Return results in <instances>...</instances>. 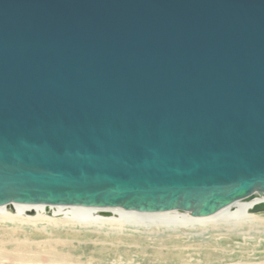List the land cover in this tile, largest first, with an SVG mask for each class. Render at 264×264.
Returning a JSON list of instances; mask_svg holds the SVG:
<instances>
[{"label": "water", "instance_id": "obj_1", "mask_svg": "<svg viewBox=\"0 0 264 264\" xmlns=\"http://www.w3.org/2000/svg\"><path fill=\"white\" fill-rule=\"evenodd\" d=\"M256 198L264 0H0V207Z\"/></svg>", "mask_w": 264, "mask_h": 264}, {"label": "bare ground", "instance_id": "obj_2", "mask_svg": "<svg viewBox=\"0 0 264 264\" xmlns=\"http://www.w3.org/2000/svg\"><path fill=\"white\" fill-rule=\"evenodd\" d=\"M261 201H263L262 198H256L251 202L237 203L207 218L192 217L189 213L179 211L140 213L118 208L96 209L12 204L0 207V225L7 229L0 234V259L4 255H9L5 264H71L67 263L70 257H62V253L59 251L60 249L67 250L69 245L66 242L51 238L42 242H34L28 236L22 240L15 239L14 236L20 232L28 234L39 231L50 236L53 230L66 229L70 230L71 233L75 232L74 234L89 232L106 235L110 238L111 236H117V234H145L148 237L157 239L172 233H180L181 228L195 230L196 232L197 229H203L204 232L200 235H205L211 229L236 232L248 226L250 231L247 230V233H251L261 228L264 220L256 218L254 214H249L248 210ZM153 228L157 231H154ZM193 236L197 237V233ZM116 254L119 253L116 252ZM125 263L123 259H119L113 264Z\"/></svg>", "mask_w": 264, "mask_h": 264}, {"label": "rangeland", "instance_id": "obj_3", "mask_svg": "<svg viewBox=\"0 0 264 264\" xmlns=\"http://www.w3.org/2000/svg\"><path fill=\"white\" fill-rule=\"evenodd\" d=\"M255 217L264 220V213ZM6 230L0 225V234ZM153 230L157 231L155 228ZM247 230L250 231L248 226L236 232L211 229L205 235H200L204 232L203 229H197L196 232L181 228L180 233L153 239L145 234H117L110 238L98 233L74 234L75 232L62 229L51 231L50 236L34 231L28 234L20 232L14 237L22 240L28 236L34 242L49 238L66 242L70 247L59 251L62 257H70L67 263L71 264H113L119 259H123L125 264H264V223L253 233H247ZM196 233L197 237H194ZM8 257L9 255H4L0 264H5Z\"/></svg>", "mask_w": 264, "mask_h": 264}]
</instances>
